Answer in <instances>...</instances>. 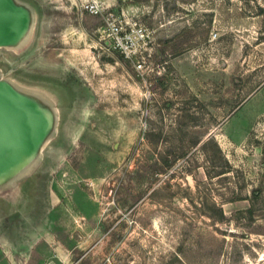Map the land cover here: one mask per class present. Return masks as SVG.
<instances>
[{
  "label": "rangeland",
  "instance_id": "374dc122",
  "mask_svg": "<svg viewBox=\"0 0 264 264\" xmlns=\"http://www.w3.org/2000/svg\"><path fill=\"white\" fill-rule=\"evenodd\" d=\"M10 1L0 83L43 130L0 168V264H264V0Z\"/></svg>",
  "mask_w": 264,
  "mask_h": 264
},
{
  "label": "water",
  "instance_id": "95a60500",
  "mask_svg": "<svg viewBox=\"0 0 264 264\" xmlns=\"http://www.w3.org/2000/svg\"><path fill=\"white\" fill-rule=\"evenodd\" d=\"M23 25L24 16L21 11L16 9L10 0H0V41L15 28L18 27L16 32L21 30ZM2 85L0 83V159L8 157L12 160L0 165V168L11 165L15 162V158L30 153L33 147L28 145L31 135L38 132L40 138L43 130V121L34 113L29 114L27 107H22L14 98L15 94ZM23 147L30 148L23 152L20 150ZM0 174L4 173L0 172Z\"/></svg>",
  "mask_w": 264,
  "mask_h": 264
},
{
  "label": "built area",
  "instance_id": "2783aa9c",
  "mask_svg": "<svg viewBox=\"0 0 264 264\" xmlns=\"http://www.w3.org/2000/svg\"><path fill=\"white\" fill-rule=\"evenodd\" d=\"M84 9L91 14H99L104 11V6L99 0H86ZM104 23L101 30L102 37L110 40L112 47L118 49L126 57H130L131 53L141 52L139 50L141 44L146 45L147 43L148 33L146 28L136 22L126 21L124 16L107 10ZM143 62L138 61L137 67L142 68Z\"/></svg>",
  "mask_w": 264,
  "mask_h": 264
},
{
  "label": "bare ground",
  "instance_id": "6f19581e",
  "mask_svg": "<svg viewBox=\"0 0 264 264\" xmlns=\"http://www.w3.org/2000/svg\"><path fill=\"white\" fill-rule=\"evenodd\" d=\"M17 30H18V27L15 28L14 30H12L5 39H3L2 41H0V44H2V43H8L10 40H12L14 38V36L17 35L20 32V30L18 32H16ZM2 86L4 88H6L4 85H2ZM6 90L10 91L8 88H6ZM14 98H16L18 100L19 104H21L22 107L23 106L24 107H27L29 114H31V115L33 114V110L31 109L30 104L26 103L24 100L20 99L19 97L15 96V95H14ZM38 136H39V133L38 132H34L31 135V137H30L29 143L27 142L28 145H31V146L33 145L34 146L36 143H38L40 141V138ZM25 148L26 147L20 148V150H23V152H24V151L28 150L30 147H28L26 149ZM10 160H12V159L11 158H8V157L7 158H3V159L1 158L0 159V165H2L4 163H7Z\"/></svg>",
  "mask_w": 264,
  "mask_h": 264
}]
</instances>
